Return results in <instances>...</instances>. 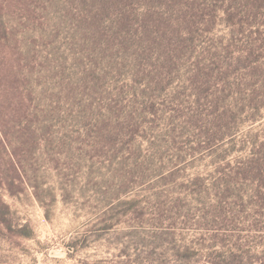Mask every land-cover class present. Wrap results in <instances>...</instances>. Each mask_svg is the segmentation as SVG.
<instances>
[{
	"label": "rangeland",
	"instance_id": "rangeland-1",
	"mask_svg": "<svg viewBox=\"0 0 264 264\" xmlns=\"http://www.w3.org/2000/svg\"><path fill=\"white\" fill-rule=\"evenodd\" d=\"M44 1L14 14L0 79L22 169L0 264H264V25Z\"/></svg>",
	"mask_w": 264,
	"mask_h": 264
},
{
	"label": "trees",
	"instance_id": "trees-1",
	"mask_svg": "<svg viewBox=\"0 0 264 264\" xmlns=\"http://www.w3.org/2000/svg\"><path fill=\"white\" fill-rule=\"evenodd\" d=\"M124 1L126 0H116L113 2L117 4H114L112 11L116 12L117 17H121L118 19L121 20L120 23L124 18L131 22L132 16L136 14L133 11H128V14H126L121 8ZM132 1L136 4L139 2L146 3L147 14L150 12L153 3L161 1L171 3L177 1L180 3L181 8L178 10L174 7L173 10H168V12L182 14L183 19L188 20V23L191 21L195 26L203 23L198 21L200 18L205 20V23L214 25L219 16H221L219 17L220 20L230 26L232 30L234 29V32L236 30L235 27L243 29L246 26L264 25V19L261 18L264 14V0H131L129 5ZM124 3L127 5V1ZM44 4V0H0V79L2 76H9L5 73L4 60L11 40L13 26L11 23L14 14L19 12L21 15L31 16ZM106 9L109 10L110 8L107 7ZM131 12L133 13L132 15ZM126 24L130 25L128 22ZM257 39L255 43L258 42ZM222 52L227 53V46L222 49ZM254 53V50H250L246 59H250L252 65L257 68L260 65H258L256 58H251ZM10 88H13V85ZM4 107L3 104L0 105V189L5 188L12 191L14 188H19L22 185L20 178H15V174L19 175L22 169L20 160L15 158L16 155L14 153H10L12 143L8 136L10 134L8 130L10 127L16 128L19 122L11 121V125L8 118L5 117ZM257 108L259 109L260 105ZM252 157L253 163H263L264 146L254 144ZM13 225L14 220L11 205L0 195V231L2 229H13ZM215 264H244V262L237 257L229 255L228 259L222 258L218 263L215 262Z\"/></svg>",
	"mask_w": 264,
	"mask_h": 264
}]
</instances>
